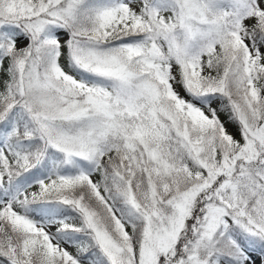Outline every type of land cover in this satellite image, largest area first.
Here are the masks:
<instances>
[{
  "label": "snow or ice",
  "instance_id": "obj_1",
  "mask_svg": "<svg viewBox=\"0 0 264 264\" xmlns=\"http://www.w3.org/2000/svg\"><path fill=\"white\" fill-rule=\"evenodd\" d=\"M0 264H264V0H0Z\"/></svg>",
  "mask_w": 264,
  "mask_h": 264
}]
</instances>
